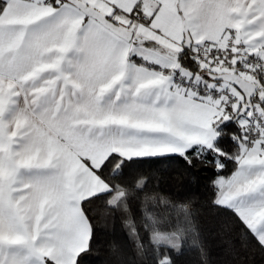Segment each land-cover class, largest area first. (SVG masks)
I'll return each instance as SVG.
<instances>
[{
    "label": "snow or ice",
    "instance_id": "obj_1",
    "mask_svg": "<svg viewBox=\"0 0 264 264\" xmlns=\"http://www.w3.org/2000/svg\"><path fill=\"white\" fill-rule=\"evenodd\" d=\"M212 171L233 257L264 258V0H0V264H212L160 166ZM145 165L149 166L145 168Z\"/></svg>",
    "mask_w": 264,
    "mask_h": 264
},
{
    "label": "trees",
    "instance_id": "obj_2",
    "mask_svg": "<svg viewBox=\"0 0 264 264\" xmlns=\"http://www.w3.org/2000/svg\"><path fill=\"white\" fill-rule=\"evenodd\" d=\"M148 167L145 165V168ZM214 179L210 170L199 167L186 169L182 161L174 160L156 170L155 177L149 181L148 190H162L174 199L192 201L200 235L206 244L212 264H264V258L259 252L253 254L254 260L249 261L244 258L242 250L235 258L228 250L226 241H235L237 234L226 227L231 221L211 203V182ZM92 208L96 232L93 251L88 260L89 264H101L107 258L108 247L112 242H125V231L119 221H113L109 217L99 202ZM178 264H198L197 252L194 249L187 251L180 257Z\"/></svg>",
    "mask_w": 264,
    "mask_h": 264
}]
</instances>
